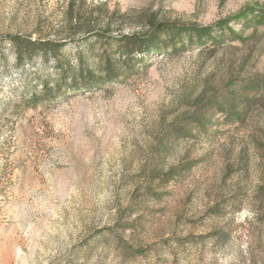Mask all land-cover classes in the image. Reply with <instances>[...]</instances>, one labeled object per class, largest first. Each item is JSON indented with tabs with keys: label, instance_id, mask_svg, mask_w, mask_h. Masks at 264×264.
<instances>
[{
	"label": "rangeland",
	"instance_id": "374dc122",
	"mask_svg": "<svg viewBox=\"0 0 264 264\" xmlns=\"http://www.w3.org/2000/svg\"><path fill=\"white\" fill-rule=\"evenodd\" d=\"M76 1L105 4L114 35L151 22L168 49L28 105L41 87L21 71L77 66L86 44L70 0H0V264H264V100L246 103L264 91V0ZM15 36L56 53L17 65Z\"/></svg>",
	"mask_w": 264,
	"mask_h": 264
},
{
	"label": "trees",
	"instance_id": "16d2710c",
	"mask_svg": "<svg viewBox=\"0 0 264 264\" xmlns=\"http://www.w3.org/2000/svg\"><path fill=\"white\" fill-rule=\"evenodd\" d=\"M84 1L80 4L76 0H70L67 6L66 17L71 27V32L74 35L82 36L83 44H86L84 49L77 52L78 65L73 66L70 62L62 63L58 60V72L51 74L47 67L44 70L46 76L35 73V78L28 79L25 71H21L20 77L28 85L35 83L40 86V90L33 92L29 98L24 100L25 104L36 105L40 97L55 99L60 97V91L66 86V91L77 92L80 89H91L95 86L119 79L121 75H128L133 72H138L142 68L148 67V59L151 53L160 54L168 49L166 42L160 39L159 29H154L151 22H146L150 30L145 32H137L133 34H116L114 35L115 21L113 19L102 22L101 14H108V9L105 4H101L100 11L91 10L90 13L84 14L82 11ZM112 14H115L114 12ZM123 18L124 15L118 16ZM10 42L13 47L18 50L16 57L17 65H21L24 60L32 62L35 55L44 53L45 46L49 45L47 53L55 54V45L51 46L50 41L35 40L31 41V47L22 48V39L20 37H11ZM65 43V42H63ZM64 44L58 45V52ZM136 52L144 53L143 56L137 57ZM88 57H95L94 61H89ZM56 71V67L53 68ZM51 81L54 86H50ZM78 81H81L80 83ZM69 89V90H68ZM260 89V90H259ZM258 89V94H254L246 103L254 102L255 100H264V91ZM264 137V134H261ZM257 141V140H253ZM168 147V144L163 146ZM190 165L180 168L179 171H171L166 179L161 182L166 183L176 178L179 173L190 168Z\"/></svg>",
	"mask_w": 264,
	"mask_h": 264
}]
</instances>
